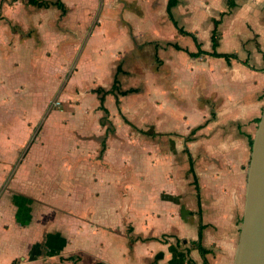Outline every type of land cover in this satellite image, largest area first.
Here are the masks:
<instances>
[{
    "label": "crops",
    "instance_id": "crops-1",
    "mask_svg": "<svg viewBox=\"0 0 264 264\" xmlns=\"http://www.w3.org/2000/svg\"><path fill=\"white\" fill-rule=\"evenodd\" d=\"M61 2L0 0V264H233L264 0Z\"/></svg>",
    "mask_w": 264,
    "mask_h": 264
},
{
    "label": "water",
    "instance_id": "water-1",
    "mask_svg": "<svg viewBox=\"0 0 264 264\" xmlns=\"http://www.w3.org/2000/svg\"><path fill=\"white\" fill-rule=\"evenodd\" d=\"M233 264H264V108L252 142L243 221Z\"/></svg>",
    "mask_w": 264,
    "mask_h": 264
},
{
    "label": "trees",
    "instance_id": "trees-1",
    "mask_svg": "<svg viewBox=\"0 0 264 264\" xmlns=\"http://www.w3.org/2000/svg\"><path fill=\"white\" fill-rule=\"evenodd\" d=\"M30 4L39 6V7H57L59 9H61L63 11V13H66L67 9L65 8V4L61 2V0H29ZM214 47L216 48V44H214ZM114 90V89H113ZM96 92L100 93L103 92L102 89L96 90ZM107 94L106 91H104L103 96H101L100 100H101V108L105 111L108 112L107 109L104 107L103 102H104V97ZM202 231H203V227H202V223L200 224V228H199V235H200V239L198 241H195L194 243H192L201 253V255L204 258V262L207 263L206 261V254L209 252L207 249H205L202 245H201V236H202ZM70 260L73 261V264H78V259H76L75 257H70ZM13 264H16V262H14Z\"/></svg>",
    "mask_w": 264,
    "mask_h": 264
},
{
    "label": "built area",
    "instance_id": "built-area-1",
    "mask_svg": "<svg viewBox=\"0 0 264 264\" xmlns=\"http://www.w3.org/2000/svg\"><path fill=\"white\" fill-rule=\"evenodd\" d=\"M55 105H56V106H59V105H60V102H59V101H57V102L55 103Z\"/></svg>",
    "mask_w": 264,
    "mask_h": 264
}]
</instances>
